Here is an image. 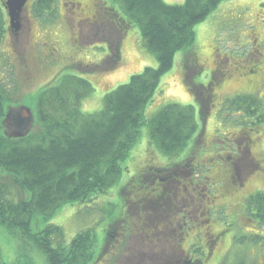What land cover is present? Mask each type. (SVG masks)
Instances as JSON below:
<instances>
[{
  "label": "flooded vegetation",
  "instance_id": "af4514ba",
  "mask_svg": "<svg viewBox=\"0 0 264 264\" xmlns=\"http://www.w3.org/2000/svg\"><path fill=\"white\" fill-rule=\"evenodd\" d=\"M5 3L6 0H0L4 29L0 43L8 25L9 51L2 52L0 59L8 64L10 73L15 78V85L17 84L24 94L40 90L38 99L64 78L87 82L90 87L89 95L99 91L93 86L90 76L105 69L107 57L98 62L96 59L84 62L79 54L87 52L93 56L92 52L83 51L93 39L108 42L110 47L108 36L112 35L113 30H118V18L115 17L118 16L117 13L104 8L101 0H92L91 4L85 3L84 0H58L56 4H50V10L49 0H27L20 10L17 30H13L8 24ZM54 13L63 18L67 13L69 20L77 25L78 31L70 32L71 43L78 49L74 56L64 54L63 57V54H60L63 46L58 35L51 32L49 36V19H52ZM65 26L67 27L66 23ZM84 29L86 33H83ZM263 40L261 34H255L253 39L242 42V49L248 46L251 49L245 54V51L236 55L220 52L222 50L218 48L219 52L215 54L214 47L210 48L214 54L215 69L206 70V82L195 81L189 85L192 92L202 94L201 97L195 94V100L193 99L192 105L196 115L201 120L200 113H205L204 122L200 123V127L195 123L193 136L194 140L198 138L195 140L197 150L194 152L190 147L191 150L181 156L176 164H168L162 168L148 166L145 174L146 178L150 179L149 182H143L144 173L141 176L137 174L135 185L130 190L127 189L128 186L124 187V191H128L126 213L145 212L144 218L142 214L139 216L142 219L140 221L143 226H147V233L152 235L148 234L149 239L144 246L158 249L157 253H143V264H224L228 257L229 264H264V248L260 252V241H257L258 256L246 253L240 254L243 256L229 255L230 251L235 249L232 244L236 245L240 238L243 239L244 246L248 245L246 242H251V238L259 236L264 239V227L261 226L264 222ZM4 43L5 41L2 43L3 50ZM62 58L66 66L78 70L79 74L64 75L56 85L51 86L57 79L54 73L64 69ZM110 58L113 59L112 51ZM53 61H56L54 66ZM82 73H89V78H85ZM201 73L198 72L196 76ZM208 124L212 126L211 135L207 129ZM10 130L13 131L14 128ZM172 167L178 168L181 174L174 175ZM164 174L174 177V185L176 183L178 187L176 196L182 202L178 209L174 204L165 206L166 192L162 189L160 176ZM183 182L189 183L190 192L182 185ZM141 189L143 193L138 194ZM130 193L134 194L129 202ZM177 202L175 198V204ZM155 205L159 208L156 209ZM171 207L173 209H170ZM178 212L180 221H177ZM172 215L174 217H171ZM243 219L248 220L247 227L250 230L239 229V232L235 233L233 228ZM124 221L123 219L121 223ZM162 221H166V224L160 226ZM214 221L219 223L220 227L215 225ZM197 222L200 229L204 226L200 230L202 242L198 244L195 241L198 239V234H195L194 242L184 250L181 244L197 230ZM172 226L175 227L174 230H171ZM149 227H152V230ZM181 230L186 232L182 233ZM169 231L171 237H175L174 240L169 239ZM176 232L180 233L176 235ZM114 233L116 236H124L128 232L118 221ZM227 235H230L229 244L225 238ZM113 254L111 261L118 263L122 255Z\"/></svg>",
  "mask_w": 264,
  "mask_h": 264
},
{
  "label": "trees",
  "instance_id": "16d2710c",
  "mask_svg": "<svg viewBox=\"0 0 264 264\" xmlns=\"http://www.w3.org/2000/svg\"><path fill=\"white\" fill-rule=\"evenodd\" d=\"M53 1L49 0V10ZM225 1L184 0L177 5L163 0H119L125 21L138 25L142 47L155 56L158 66L145 68L107 94L101 110L93 115L79 110L80 102L89 95V84L64 78L38 97L31 133L22 139H10L3 135L1 122L6 103L11 100L0 86V186L9 189L3 181L9 179L22 195L18 202H8L1 199L0 190V226L27 246H34L44 256L45 264L88 263L95 237L92 231L78 234L66 247L54 248L52 237L59 238L61 232L46 223L58 207L90 202L115 183L121 160L147 123L144 108L171 68L174 55L190 47L193 26ZM3 33L0 15V39ZM193 115L191 106H166L148 121L149 139L163 155L176 153L188 142L182 135L191 137L196 129ZM124 214L126 211L113 219L106 239L117 222L121 224ZM103 256L101 250L90 263ZM21 259L25 260L13 264H30L25 255Z\"/></svg>",
  "mask_w": 264,
  "mask_h": 264
},
{
  "label": "rangeland",
  "instance_id": "374dc122",
  "mask_svg": "<svg viewBox=\"0 0 264 264\" xmlns=\"http://www.w3.org/2000/svg\"><path fill=\"white\" fill-rule=\"evenodd\" d=\"M36 0H32L35 2ZM56 3L58 0H55ZM85 3L91 4L92 0H84ZM167 4H183L184 0H163ZM104 8L113 10L118 16V30H113L112 35L108 36L110 43L102 42L98 39H93L90 44L83 49V51H90L93 56H90L87 52L80 53V58L84 59V62H91L92 60L100 61L107 57L105 69L100 70L99 73H95L90 76V81L93 86L99 91H95L92 95H88L82 99L80 102L79 110L81 114L93 115L99 112L103 106L104 97L115 91L119 86L124 85L128 82L129 78L133 75L140 74L145 68L156 69L158 66L155 56L151 53L145 51L141 44V38L139 35V28L136 23L131 22L130 24L125 21V15L123 12V6L119 0H101ZM63 14V13H62ZM69 16L66 13V17L63 18L57 13H54L52 19H49V36L51 32L56 33L61 41L62 50L60 54L67 56H74L75 45L71 43L70 32H77V25L69 20ZM67 24V27L65 26ZM124 24L126 26H124ZM106 30V29H105ZM107 32V30L105 31ZM86 33V29L83 30ZM260 35L264 39V0H228L221 3L216 10H214L207 18L196 23L193 26V41L190 47L184 48L183 50L177 52L173 58V64L169 71L163 74L155 93L151 101L145 106L143 111L144 120L147 123L140 129L138 138L136 142L127 152L126 156L120 162L121 172L117 176L115 183L103 194L98 195L95 199L86 203H79L75 205H62L58 207L52 216L49 218L47 225L58 228L61 232L59 238L52 237V246L66 247L70 242L80 233L86 231H92L95 235L94 241L90 250V260L87 264H91L93 260L96 259L101 253V250L107 249L110 244L103 247L106 240V232L109 230L110 224L113 219L118 215L125 213L126 207L125 202H127L128 191L124 190L125 186L127 189L135 185L137 174L141 176L148 166L155 168H162L168 164H176L180 161L181 156H184L186 152L191 148L194 152L197 150L198 145L196 144L195 136L182 135V138L188 139L187 145L182 148L175 150L171 155H162L161 151L151 142L149 139V128L148 121L154 118L161 110L166 106L172 104H182V105H192L194 103V95L197 94L201 97L202 94L199 92H192L190 84L195 81H207V69H215V59L214 54L211 51L213 46L215 49V54H217L218 49L222 50L220 52H226L236 55L242 51L243 54L248 52L250 46L242 49V42H247L254 38V35ZM10 34L8 32V25L6 26V33L4 34L3 40L0 43V55L2 52L6 53L9 51ZM4 43V49L3 42ZM216 41V42H215ZM264 41V40H263ZM216 44V45H215ZM218 48V49H217ZM111 49V50H110ZM230 50V51H229ZM112 51L113 59L110 58V53ZM6 55V54H5ZM79 55L77 57H79ZM59 61V57L57 58ZM93 62V64H96ZM56 61L52 62V66ZM61 64L64 69L61 72H55L54 75L57 77L56 81L52 82L51 86L56 85L64 75L75 74L78 75V70H72L65 65L64 59L62 58ZM62 65L60 67L62 68ZM51 66V67H52ZM10 67L7 63L0 59V86L8 90V95L11 98L9 103L11 108H17L20 106L27 107L33 114L35 113L37 96L41 92L39 91H28L24 94L23 91L15 85V78L12 73H10ZM198 72H202L199 76H196ZM85 78H89L90 74L82 73ZM196 76V77H195ZM17 86V87H16ZM202 93V92H201ZM194 99V100H193ZM201 112V110H200ZM204 112V108H202ZM201 120L198 115H193V120L200 127V123L204 122L205 113H200ZM207 129L211 135L212 126L207 125ZM195 141V143H193ZM191 147V148H190ZM189 150V151H190ZM191 161V160H190ZM173 168V167H172ZM174 175L180 173L179 169L173 168ZM181 174V173H180ZM162 176V175H160ZM3 177V176H2ZM162 179V189L166 192V197L164 198L165 206H173L178 209L181 205V201L178 200L176 196L178 194V187L175 183L174 177H169L168 175H163ZM133 180V182H131ZM4 184H6L9 189H2L1 199L8 202H18L22 199L20 191L12 185L11 180L3 179ZM147 182L150 181L149 178L146 179ZM129 184V185H127ZM144 185V183H142ZM189 190V183L183 182L182 184ZM156 188V186L154 187ZM202 187H200L201 189ZM198 192V191H197ZM143 193L141 189L138 194ZM134 193H130V202L133 198ZM175 198H177V204H175ZM153 205V204H151ZM155 208L159 207L155 205ZM170 209H173L171 207ZM198 208V212H200ZM133 214H124V228L127 229V234L124 236L121 234L116 237V242L109 249L108 254H104L101 260H97L95 264H143L141 261V255L144 253L148 255L149 252L157 253L158 249H151L145 247L144 244L149 239L148 238V228L143 226L140 221L145 217L144 211H132ZM140 216V217H139ZM171 217H174L172 215ZM221 220L223 218H220ZM142 220V219H141ZM177 221H180L179 212L177 214ZM248 220L243 219L237 223L233 229L235 233L239 232V229L250 230L248 225ZM186 222V221H185ZM152 223V222H151ZM148 223V225H151ZM215 225L220 227L219 223L214 221ZM166 224V221H162L160 226ZM198 222L195 224L196 229L191 237L183 241V249L189 247L190 244L194 242L193 235L198 234L197 241L198 244L202 242V236L198 227ZM39 228L43 229L44 224H39ZM253 225V224H252ZM264 227V222L261 224ZM152 230V227H149ZM175 227H171L174 230ZM221 230L220 228H218ZM113 230L109 231V234ZM144 232V234L142 233ZM146 232V233H145ZM169 239L174 240L175 237H171V231H169ZM182 233L186 232L181 230ZM180 232H176V235ZM133 234V235H132ZM150 236L152 235L149 234ZM250 237V236H249ZM226 242L229 244L230 235H227ZM205 239V238H204ZM251 242H246L248 245L244 246L243 239L237 240L236 245L232 244L235 249L230 251V256H243L241 253H246L250 256H258L257 250L258 243L261 242L260 252L264 248V239L257 236L253 239H249ZM243 243V244H242ZM23 243L16 237L8 234L3 227L0 226V264H13L15 262L22 263L25 259H21L23 255L29 260L30 264H45L44 256L31 244ZM257 249V250H256ZM254 250V251H253ZM115 254H121L119 262L111 261V256ZM253 252V253H252ZM113 254V255H115ZM167 254V253H166ZM230 263V257H228L224 264Z\"/></svg>",
  "mask_w": 264,
  "mask_h": 264
},
{
  "label": "water",
  "instance_id": "95a60500",
  "mask_svg": "<svg viewBox=\"0 0 264 264\" xmlns=\"http://www.w3.org/2000/svg\"><path fill=\"white\" fill-rule=\"evenodd\" d=\"M27 0H7L5 8L8 11L10 25L13 30H17V21L20 10ZM5 127L9 132L5 135L9 138H23L30 132L33 126V116L31 111L24 106L10 109L4 119Z\"/></svg>",
  "mask_w": 264,
  "mask_h": 264
}]
</instances>
